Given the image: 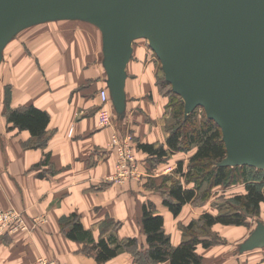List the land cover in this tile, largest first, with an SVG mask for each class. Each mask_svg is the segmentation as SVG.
I'll list each match as a JSON object with an SVG mask.
<instances>
[{
    "label": "crops",
    "instance_id": "0c3cea01",
    "mask_svg": "<svg viewBox=\"0 0 264 264\" xmlns=\"http://www.w3.org/2000/svg\"><path fill=\"white\" fill-rule=\"evenodd\" d=\"M40 25L20 32L5 49L0 65V208L18 207L30 225L28 230L0 234V264H30L40 255L56 257L61 264H138L130 250L99 262L92 243L67 235L70 227L63 219L78 214L96 241L114 231L120 239L136 236L146 245L142 219L149 202L164 217L172 244L179 245L187 237L182 225L193 217L191 202L174 215L150 180L172 174L193 152L176 151L164 162L153 163L138 146L161 142L168 147L163 119L169 98L160 92L148 41H134L127 66L126 117L101 126L100 90L108 85L100 30L94 24L78 25L51 35L37 32ZM29 105L50 116L44 146H34L30 130L8 120V108ZM116 132L134 137L139 159L135 176L112 179L118 152L110 142ZM109 220L118 222L115 230L105 228ZM259 249L264 250L241 253L222 245H198L202 264H264Z\"/></svg>",
    "mask_w": 264,
    "mask_h": 264
},
{
    "label": "water",
    "instance_id": "95a60500",
    "mask_svg": "<svg viewBox=\"0 0 264 264\" xmlns=\"http://www.w3.org/2000/svg\"><path fill=\"white\" fill-rule=\"evenodd\" d=\"M56 20H83L101 32L113 106L126 117L127 66L145 38L165 79L185 104L203 108L221 128L220 166L264 169V0H0V65L23 30ZM264 248L257 221L239 252Z\"/></svg>",
    "mask_w": 264,
    "mask_h": 264
},
{
    "label": "trees",
    "instance_id": "16d2710c",
    "mask_svg": "<svg viewBox=\"0 0 264 264\" xmlns=\"http://www.w3.org/2000/svg\"><path fill=\"white\" fill-rule=\"evenodd\" d=\"M162 87L169 85V98L167 107L172 115L176 116L181 125L169 128L166 147L161 142H141L139 148L151 155L154 163L164 162L176 151H189L195 147L190 157L187 172L183 168V161L178 163L176 172L187 177V181L193 183L192 187L185 186L180 180H174L168 190L162 192L164 204L174 213L180 214L183 206L195 201L198 190L207 182L213 188L218 185H234L241 181L245 183L246 192L237 194L234 198L240 204L230 213L223 212L213 214L203 213L199 220L203 221V227L209 228L217 223L225 225H248V213H259L264 202V190L254 182H248V165L220 166L218 163L227 153L220 126L212 119L207 118L202 126H195L193 117L196 110L185 116V104L182 97L173 91L171 84L161 79ZM8 101V99L6 100ZM8 120L20 129H28L36 139L34 146L47 144L49 135L47 126L50 121L49 114L35 106L29 105L23 108H8ZM188 126V129H183ZM196 174V175H195ZM167 174L164 178L169 179ZM207 191V190H206ZM205 191L203 192V194ZM208 193V192H207ZM205 194V196L207 195ZM196 220H192L184 226L186 239L179 245H173L171 236L164 227V217L155 212L152 202L144 205L143 229L146 234V245H142L136 236L120 239L114 231L108 235H102L97 241L90 229L86 228L78 214L72 213L63 219L64 225L69 226L67 235L78 241L92 243L96 251V259L105 262L120 252L130 250L138 264H202L203 256L198 252V245L208 247L213 244V239L208 238V233L198 234L195 230ZM107 230H115L118 222L109 220L105 222ZM215 242V241H214Z\"/></svg>",
    "mask_w": 264,
    "mask_h": 264
},
{
    "label": "rangeland",
    "instance_id": "374dc122",
    "mask_svg": "<svg viewBox=\"0 0 264 264\" xmlns=\"http://www.w3.org/2000/svg\"><path fill=\"white\" fill-rule=\"evenodd\" d=\"M41 24L43 25H40L39 27H37L39 29L37 30V32L46 31L51 35L52 34L59 35L61 31H64V32L71 31L73 30V28H76L78 25L86 27V26H90V24L92 23H89L83 20H56V21H50V22H45ZM142 40L145 41V39H142ZM151 54L154 55V57H152L153 58L152 61L155 65L154 68H155V72L157 75V83L159 85L160 92L164 96H167L169 98L168 94H169V89L171 87L169 85L162 87L161 85V79L165 77L161 62L153 50L151 51ZM166 110H167V113L165 114V117L163 120L165 123L164 128H165L166 137H167L169 134V128L171 129V127L176 128L177 126H180L181 121L176 116L172 115L171 110H169L167 106H166ZM196 112L197 113L193 117V122L195 126L199 127V126H202V123L208 117L203 108H198ZM183 129H188V126L186 128L184 127ZM194 150H195V147L193 146V148L190 149L189 151H186V153L194 152ZM189 161H190V158H189ZM189 161H187V163L183 161V168L186 172L188 170L187 164H189ZM171 175L172 177L169 179L164 178L166 175L163 176V178L160 177L157 180L156 178H151L150 180L151 186L154 187V189L156 190L159 189L162 193L163 191L166 192L168 190V188L171 186L174 180H180L185 186H189L191 184L190 182L187 181L186 176L177 173L176 170L172 174H170V176ZM247 177L249 178L247 180V183L254 182L257 184L258 187L260 186L262 190H264V169H258L256 167H249L247 169ZM209 187L210 186L208 185V183L205 182L202 185V187L198 190V197L195 199V201L191 202L192 207H190L191 208L190 215H193L192 220H196L195 222H197L196 223L197 226L195 227V230L198 234H201V235L208 233L209 235H204V236H209L208 238L213 239L212 245H222V246H225L226 248H229L230 251L234 250L235 252H239L238 244L250 234V232L256 226L257 221L261 220L264 222V202L261 205V209L259 213L257 214L252 213V212L248 213V223H249L248 225H242L241 227H232V228H239L238 230H240V232H237L236 229H232L231 227L229 228H226L225 226L223 227L221 223H219L220 225H217V226L205 228L203 227L204 226L203 221L199 220V218L203 215V213H206V212H210L213 214H218V213H223V212L230 213L234 211L236 207L240 205L235 200L234 197L237 194H242L246 192L245 183L242 181L234 185H228V186L218 185L213 188H209ZM204 191L205 193L203 194ZM206 193L207 195L205 196ZM11 207L18 208L16 206H11ZM4 209H7V208H4ZM239 209H241L240 206H239ZM184 226L185 225H182L183 228ZM259 250L261 252H264V250H261V249Z\"/></svg>",
    "mask_w": 264,
    "mask_h": 264
},
{
    "label": "built area",
    "instance_id": "2783aa9c",
    "mask_svg": "<svg viewBox=\"0 0 264 264\" xmlns=\"http://www.w3.org/2000/svg\"><path fill=\"white\" fill-rule=\"evenodd\" d=\"M102 104L99 107V123L101 126H108L114 123L117 113L113 107L109 88L103 87L100 90ZM134 138L130 133L121 134L116 132L110 145L117 150V171L112 179H124L135 176L139 168V159L134 148ZM30 229L24 211L18 208H0V234L3 232H17ZM30 264H61L56 257L41 255Z\"/></svg>",
    "mask_w": 264,
    "mask_h": 264
}]
</instances>
